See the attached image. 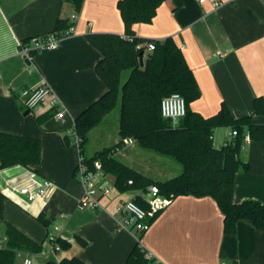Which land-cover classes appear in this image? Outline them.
Segmentation results:
<instances>
[{"label": "crops", "instance_id": "1", "mask_svg": "<svg viewBox=\"0 0 264 264\" xmlns=\"http://www.w3.org/2000/svg\"><path fill=\"white\" fill-rule=\"evenodd\" d=\"M118 1L83 0L77 8L66 0H0V131L42 142V161L36 173L19 165L0 169V194L4 197L0 209V249L7 246L9 224L43 246L37 253L18 251L15 264H23L27 257L33 264L72 257L87 264H125L139 241L162 264H219L222 261L264 264V231L249 220H240L236 233H225L224 216L211 197L183 195L172 199L143 233L118 227L113 209L134 199L136 191L122 192L116 187V179L111 180L114 187L110 195L102 198L105 211L79 207L83 188L75 170L81 154L80 148L71 143L69 130L78 115L107 91L96 72L101 53L87 35H124ZM182 1L181 7L174 9V3L168 0L158 9L152 23L135 24L137 36L175 39L201 89V97L192 104L193 110L209 117L225 103L236 118L253 116L255 123L264 124V115H257L254 107L256 98H264V0ZM215 2L223 4L215 7ZM74 13L78 14L76 34L63 39L55 50L33 52V62H29L21 52V43L53 33L58 19H69L71 24ZM123 76L124 85L128 77L123 82ZM45 82L66 108V122L55 118L54 95L33 110L24 106L19 91ZM118 106L114 144L91 151L86 145L82 156L92 158L96 152L121 141V98ZM231 131L230 127L215 131L216 147L232 139ZM137 145L136 141L126 144L118 149L117 157L122 154L127 158L131 149L138 153ZM240 157L249 163L250 171L236 176L235 202L255 199L264 204V142L245 144ZM182 171L175 167L174 175L155 180L164 181ZM43 180L53 185L45 200L28 204L13 192L18 185H33ZM41 213L48 219V226L37 220ZM61 213L68 216L62 217ZM56 227L61 228L58 236L71 245L55 256L50 251L48 234ZM77 236L87 241V245L82 246Z\"/></svg>", "mask_w": 264, "mask_h": 264}, {"label": "trees", "instance_id": "2", "mask_svg": "<svg viewBox=\"0 0 264 264\" xmlns=\"http://www.w3.org/2000/svg\"><path fill=\"white\" fill-rule=\"evenodd\" d=\"M80 8L83 0H66ZM168 0H119L117 7L125 25L124 35L118 33H90L89 42L102 58L96 65L98 76L107 86V91L75 119L76 132L81 138L80 154L88 144L91 131L120 106L119 135L121 141L111 148L96 152L87 163L102 162L107 174L116 179V187L124 191H139L156 185L160 194L174 199L178 196L211 197L217 201L224 216L227 234L237 231L240 220H249L264 231V204L255 199L240 203L234 200L235 180L239 172L250 171L249 163L241 157L246 144L251 141L264 142V124H257L253 116L236 118L223 103L220 110L209 117L192 109V104L201 97V89L187 59L173 37L153 40L137 36L134 26L138 23H152L158 9ZM174 9L182 0H171ZM70 26L69 19H58L55 33ZM155 43L149 51L147 45ZM142 45L141 48H138ZM125 71H130L122 83ZM173 93L181 94L187 104V114L177 124L162 116L161 104ZM257 115H264V98L254 100ZM40 120V119H39ZM230 127L236 131L228 143L216 147L215 131ZM68 138V137H67ZM127 139H134L143 149L175 159L182 166V173L161 181L150 178L131 168L117 157L118 149ZM0 169L22 166L36 173L42 161V142L39 139L0 131ZM133 181L129 185V181ZM4 197L0 194V209ZM141 206L145 202L135 197ZM37 220L48 226L44 213ZM7 246L0 249V264H15L17 252H41L43 246L35 244L25 234L11 225L6 226ZM77 241L86 246L87 241L77 236ZM57 243L66 250L71 243L63 237ZM45 264H87L78 257L49 260ZM125 264H155L147 249L139 241L131 251Z\"/></svg>", "mask_w": 264, "mask_h": 264}, {"label": "built area", "instance_id": "3", "mask_svg": "<svg viewBox=\"0 0 264 264\" xmlns=\"http://www.w3.org/2000/svg\"><path fill=\"white\" fill-rule=\"evenodd\" d=\"M201 3L205 0H200ZM223 3L215 2V7H221ZM78 20V14L72 15V22L70 26L58 33H51L46 37H35L27 42L21 43V52L27 58L29 62H33V52H45L55 50L59 47V44L63 39L73 36L76 34L75 22ZM32 43V44H30ZM139 45L138 48H141ZM149 51L155 49V43L150 42L147 45ZM53 88L48 84L44 83L38 87L23 88L19 91L24 106L33 110L43 104H45L51 95L55 96L53 101V107L57 109L55 118L59 121L66 122L67 110L61 104L58 96L54 94ZM162 116L167 119H171L174 124H177L179 120L187 114V104L184 97L179 93H173L172 95L163 99L161 104ZM237 135L236 131H231V138ZM69 137L74 140L78 147H80L81 138L76 132L75 122L72 124L69 130ZM135 140L127 139L124 142L131 144ZM246 144L251 142L249 136L245 138ZM75 175L78 181L81 183L83 188V194L79 201V207L81 209H103L106 210L102 204V198L110 195L114 183L110 179V175L106 173L101 161L96 160L92 163H87L85 158L80 155L79 162L77 164ZM129 185L133 184V181L128 182ZM53 185L47 181H36L33 185H18L13 188V192H16L24 199L28 204L33 203L37 200H45L48 197L49 189ZM136 197H140L146 204L145 207L138 204L134 199L122 202L116 205L113 209V216L116 219L117 225L121 229L136 231L143 233L149 230L153 219L159 213L171 203V199L160 194V189L156 185H151L147 189L136 191ZM62 217H67L65 213L60 214ZM61 228L56 227L49 232L48 238L51 244V254L55 256L61 252L63 248L57 243L59 232ZM44 252V251H43ZM46 254V252H44ZM150 258L155 259V264H162L154 255L148 252ZM23 264H33L30 257L24 260ZM219 264H228L225 261Z\"/></svg>", "mask_w": 264, "mask_h": 264}, {"label": "rangeland", "instance_id": "4", "mask_svg": "<svg viewBox=\"0 0 264 264\" xmlns=\"http://www.w3.org/2000/svg\"><path fill=\"white\" fill-rule=\"evenodd\" d=\"M128 74L129 71L124 72L123 82L128 77ZM118 108L119 106L113 111V115L104 119L100 125L93 129L86 149L91 151L99 149L104 145L114 144L115 137L118 133L115 119V114L117 110H119ZM71 143L78 146L74 140H72ZM136 148L138 149V153H134L131 149L127 158L123 157L122 154L119 155L118 158L154 179H166L174 175L173 170L175 167L182 168V166L171 157L160 155L154 151L144 150L140 148L139 145H137ZM76 150L78 152V148ZM111 180H115V178L112 177Z\"/></svg>", "mask_w": 264, "mask_h": 264}]
</instances>
